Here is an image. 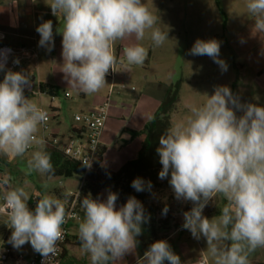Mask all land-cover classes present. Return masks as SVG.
Wrapping results in <instances>:
<instances>
[{"label":"clouds","instance_id":"9594fccd","mask_svg":"<svg viewBox=\"0 0 264 264\" xmlns=\"http://www.w3.org/2000/svg\"><path fill=\"white\" fill-rule=\"evenodd\" d=\"M54 16L64 18L62 34V72L86 94L100 91L109 71L119 62L125 70L142 65L148 48L139 41L149 34L154 46L168 39L143 0H52ZM247 11L254 17V28L264 32V0H247ZM36 31L39 46L54 47L53 24L42 22ZM130 37L136 43L123 47L118 61L115 44ZM10 49L0 50V71H4ZM220 42L197 39L190 55L212 58L226 71L219 59ZM18 64L19 60H14ZM31 86L23 71L7 70L0 82V154L23 156L34 146L27 171L53 173L51 156L43 151L45 140L37 133L48 115L36 102L24 95ZM242 111L237 116L236 112ZM162 170L161 180L169 184L177 200L190 201L193 207L183 213L184 229L194 238L203 236L214 264H249V253L264 247V106L241 104L227 86H216L190 115L168 128L157 148ZM83 163L90 167L87 162ZM8 185L7 179L2 182ZM136 191H144V181L132 182ZM151 182L148 188L151 189ZM222 195L227 204L221 214L211 219L203 215L210 200ZM118 194L109 192L106 199L86 196L81 201L85 217L79 223V239L90 255L91 264H116L126 254L134 253L142 224L149 220L140 201L129 197L117 208ZM23 187L9 188L3 195L8 224L12 230L9 243L20 249L30 243L51 264L63 240L68 213L64 203L44 194L32 210ZM168 208L162 210L166 215ZM181 264L166 240L153 242L137 264Z\"/></svg>","mask_w":264,"mask_h":264},{"label":"rangeland","instance_id":"374dc122","mask_svg":"<svg viewBox=\"0 0 264 264\" xmlns=\"http://www.w3.org/2000/svg\"><path fill=\"white\" fill-rule=\"evenodd\" d=\"M44 1L46 0H38V3ZM143 2L160 18L157 26L162 31H168V39L163 45L156 47L146 33L145 39L139 41L148 48L145 62L139 66H131L130 70H125L119 62L116 65L115 84L118 86L125 83L127 89H116L112 97L122 111L120 116L108 118L105 123L101 138L105 152L101 164L94 168L95 177L92 179L96 183L105 182L109 192L114 184L108 180L106 170L114 172L134 159L141 145L140 140L131 141L130 135L124 132V129L141 130L150 122L167 87L180 83V101L172 113V125L185 120L190 115L191 107L202 105L216 86H227L241 104L264 106V72H261L264 70V32L255 30L254 17L246 8L247 0H143ZM49 12V20L53 26L59 21H64L60 13L54 16L51 8ZM63 24L64 22L58 24V31ZM197 39H215L220 42L219 59L226 63V71L207 55L189 54ZM136 42L135 37L116 42L114 47L118 61L123 59V47ZM255 48L258 49L261 60L254 58ZM39 53L42 59L47 55L50 57L47 61L49 66L46 67L48 72V68L53 64L54 52L51 50L47 54L39 50ZM35 67L36 60H33L25 73L29 71L35 74ZM16 68L14 72H17ZM5 72L0 71V82L3 81ZM60 72V68H54V74L63 83L58 98L52 100L48 95H40L37 87L36 94L24 89V95L49 111L54 107L59 108L57 117L51 121L50 126L60 135L67 136L75 124L76 114L88 110L89 107L98 106L106 100L110 83L106 79L107 83L100 91L86 94L75 82L69 81V78ZM79 92H83V96ZM117 93L119 96H116ZM236 114L240 116L243 113L237 111ZM40 135L39 128L37 136ZM35 150L37 148L34 146L23 156L0 154V182L5 179L9 181L8 185L0 183V252L6 248L15 256L30 257L36 252L30 243L15 249L8 242L12 230L7 226L8 217L2 210L4 193L9 188L23 187L29 199L32 196L48 194L59 198L65 205L66 194L78 192L86 182L80 177L48 178L45 173L37 171L29 173L27 162ZM169 180L170 173L163 180L159 178L157 185L151 184L150 190L148 181H144L145 190L139 192L135 190L140 196L136 199L143 205L145 214L153 215L158 240H166L169 243L172 251L180 257L181 264H200L202 260H205L206 264H214L207 250L206 239L203 236L199 239L194 238L189 230L183 229V213L190 211L193 204L190 201L177 200ZM117 190L120 189L117 187ZM226 204V199L222 195H217L205 206L203 215L209 219L219 216ZM116 206L119 208L122 205ZM165 207L168 208V212L163 215L162 210ZM78 212L81 214L80 220L71 222L69 226L71 241L75 236H79V223L85 217L81 209H78ZM64 248L66 255L62 259V264H91L90 255L82 247L70 244ZM138 260L135 249L134 253L126 254L122 261H117L116 264H137ZM248 260L249 264H264V247H258L249 253ZM164 264L168 262L165 261Z\"/></svg>","mask_w":264,"mask_h":264},{"label":"trees","instance_id":"16d2710c","mask_svg":"<svg viewBox=\"0 0 264 264\" xmlns=\"http://www.w3.org/2000/svg\"><path fill=\"white\" fill-rule=\"evenodd\" d=\"M39 92L41 94H46L51 98L59 97L58 89L49 84L40 83ZM179 101L180 83L177 82L165 89L160 104L154 112L152 119L141 130L130 128L124 129V132L130 135L131 141L140 140L141 145L134 159L126 162L121 168L114 172H108V170L105 172L108 175V180L114 184V187L110 189V192L118 194L116 204L123 205L129 197H140L132 187V182L136 178H140L142 181L151 182L154 186L158 184L159 172L162 168L157 153L159 140L165 131L172 126L171 116L177 109ZM43 151L50 154L54 168L53 173H45L46 177L83 178L85 175V167L81 163L67 158L51 143H46L43 146ZM104 152V148L101 147L98 158L94 166L88 172L85 179L86 182L81 188L77 207L82 210L83 215H85L84 209L81 207V201L83 198L91 196V198L97 199L101 190L107 187L105 182L96 183L92 180L93 177H95L94 168L101 164ZM117 187L120 190H117ZM40 198L41 195L30 197L28 205L32 210L35 209L36 203ZM145 216L149 217V220L142 224V234L137 237L138 243L136 250L139 259L143 257L144 252L149 246L158 240V231L155 228L156 226L153 215L147 213ZM66 244L82 247L79 236H75L73 241H71L69 237ZM64 254L65 252H63L62 259Z\"/></svg>","mask_w":264,"mask_h":264},{"label":"built area","instance_id":"2783aa9c","mask_svg":"<svg viewBox=\"0 0 264 264\" xmlns=\"http://www.w3.org/2000/svg\"><path fill=\"white\" fill-rule=\"evenodd\" d=\"M4 49L9 48L0 47V50ZM33 56L34 55L29 48H21L18 51L10 50L4 71L9 69L13 71L22 60L32 59ZM17 59L19 60L18 64L14 63V60ZM116 65L115 72L110 70L106 76V78L111 82V85L105 102L101 105L94 106L86 111L76 114L74 116L75 124L71 127L67 136L55 133L50 126L51 121L57 117L56 111L53 109L49 111L42 108L46 111L48 120L46 124H42L40 126V137H42L46 143H51L55 146L67 158L77 161L85 167V175L82 178L83 181H85L88 172L94 166L98 158V154L102 146L101 138L103 129L107 119L109 118L112 96L114 95L116 89H127V85L125 83H121L118 86L115 84ZM25 91L31 94L37 93L32 86L26 87ZM39 94L41 93L39 92ZM51 99L53 100L55 98ZM54 114L56 116H54ZM83 161L89 163L90 167L86 166ZM82 186L78 192H70L66 194L67 199L65 202V208L68 213V218L66 223L62 226L63 240L59 242L57 255L52 259L51 264H62L64 246L70 235V223L79 221L81 218V214L78 212L77 206ZM2 210L7 213V209L4 206L2 207ZM0 264H43V258L38 253L30 257L15 256L9 249L5 248L0 252ZM200 264H206V261L202 260L200 261Z\"/></svg>","mask_w":264,"mask_h":264},{"label":"crops","instance_id":"0c3cea01","mask_svg":"<svg viewBox=\"0 0 264 264\" xmlns=\"http://www.w3.org/2000/svg\"><path fill=\"white\" fill-rule=\"evenodd\" d=\"M51 3L52 0H46L43 3H38V0H0V47H6L13 51H18L21 48H29L34 56L32 59L22 60L16 68L17 72L27 71L29 64L33 60H36L35 74H32L29 71L27 72L31 81V86L34 89L35 87H37L39 90L40 83L52 85L58 89L60 96L63 83L60 81V78L54 74V68H60V74H64L62 72V34L60 33L63 31V26L61 27V30L58 31V24L64 21H59L55 26H53L54 47L52 48V50L54 52V58L52 66L48 68V72L46 71V67L49 66L47 61L50 57L49 55H47L44 59H42L43 57H41L42 55H40L39 53L40 50L45 51L48 54V49L39 46L40 36L36 31V28L42 22L49 20V5ZM253 52L254 58L257 57L260 60L262 59L261 55L258 54L257 48H255ZM261 72H264V70ZM109 83L111 85L110 81ZM79 94L83 96V92H79ZM116 96H119V93H117ZM104 102L105 100L100 103V105ZM92 107H89L88 109ZM58 109L59 108L54 107L53 110L58 113ZM121 111L122 108L115 104V100H112L109 109V118H116L120 116ZM54 132L58 133V131ZM108 193L109 190L107 188H104L103 190H101L98 198L102 200L106 199ZM64 252L66 253L65 248ZM35 254H37V252ZM65 255L66 254H64L63 258L65 257Z\"/></svg>","mask_w":264,"mask_h":264}]
</instances>
